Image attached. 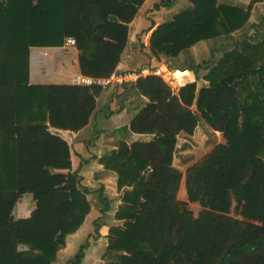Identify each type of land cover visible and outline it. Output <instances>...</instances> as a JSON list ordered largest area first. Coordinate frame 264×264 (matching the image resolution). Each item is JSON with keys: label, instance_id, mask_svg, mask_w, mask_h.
Here are the masks:
<instances>
[{"label": "trees", "instance_id": "16d2710c", "mask_svg": "<svg viewBox=\"0 0 264 264\" xmlns=\"http://www.w3.org/2000/svg\"><path fill=\"white\" fill-rule=\"evenodd\" d=\"M147 1L0 0V264H55L92 204L63 134L88 125L104 90L31 84L30 50L59 49L73 38L80 74L109 78ZM184 4L147 44L138 40L149 65L172 62L195 80L177 93L160 76L129 82L146 102L126 131L151 138L120 140L97 159L115 179L119 204L118 225L108 228L95 264H264V0ZM254 7L262 14L249 24ZM201 42L211 49L196 64L192 48ZM199 120L224 143L182 173L174 165L178 138L193 135ZM182 183L185 200L178 199ZM25 196L32 210L15 219ZM99 202L106 212L102 194ZM88 244L66 257L71 264H81Z\"/></svg>", "mask_w": 264, "mask_h": 264}, {"label": "crops", "instance_id": "0c3cea01", "mask_svg": "<svg viewBox=\"0 0 264 264\" xmlns=\"http://www.w3.org/2000/svg\"><path fill=\"white\" fill-rule=\"evenodd\" d=\"M160 1L161 0H148L139 10L134 21L129 25L128 42L121 56L120 63L116 68V73L145 71L160 65V62L155 64V66L149 65L150 63L146 60L147 57L140 49L138 40L140 38V40L145 42L146 37L150 36L152 31L159 24L164 23L172 17L170 16L166 19L165 15H167L169 11L160 15L164 8H160L159 10L153 9L154 5L158 4ZM178 3L180 5L183 4L182 6L179 5V8L184 9V0H178ZM251 23L252 21L250 20L249 24ZM144 31H148V33L144 37H139ZM201 43L204 44L200 45L199 43L192 48V56L196 64L207 60V42ZM200 51L204 54H201ZM167 64L169 70L173 72V78L177 80L176 82L174 81L176 86L171 87L174 93H177L180 87L195 80L193 71L181 72L175 69L172 62H167ZM78 73L80 72L76 48L63 46L59 49L33 48L30 50L29 80L31 84H71L72 78ZM131 86L132 83H124L123 85L110 86L105 89L97 100L95 111L90 117L88 125L78 133L63 134V136L66 135V137H64L66 140L68 136L72 138L74 147L68 142L71 147V160L73 169L78 172L79 176L88 180L94 177L93 174L96 173L98 178L103 179V186L101 185V193H99L106 199L104 204L108 207L106 212L101 213L100 210L103 205L99 202V196L97 200L90 198L91 201H93L90 214L80 231L73 235L75 237L70 236V238H74L73 240H79L80 236H82L81 234H87L84 241L89 244L88 249L84 252L82 264L98 261L103 250V248H101L104 244L102 238H104L107 232L104 235L98 233V236H94L93 238L92 236L95 230L94 223L97 222L99 228L104 229L105 226L118 225L113 219L114 211L119 204V198L115 188V179L112 173L104 171L102 167L97 164V159L103 155V151L108 153L115 150L117 143L122 137L127 139L126 141L128 143L133 141H148L151 138V136L137 135L126 131L128 121L146 102V99L136 97ZM204 126L206 128L208 127L206 124ZM107 137H112V140ZM220 143H224V141ZM75 163H77V167ZM109 177L112 180H109ZM106 179L107 181L109 180L108 184L104 182ZM89 190L90 189H88V191ZM22 203L21 200L15 207V219L29 216L26 215L27 208L29 207L28 201L23 203L25 205ZM99 222L103 224H99ZM112 222H114V224H112ZM68 242L67 239L66 247ZM98 243L102 245L97 249ZM66 247L61 252V258H64L63 256L73 257L77 253L80 245H77L75 250L71 249L70 246L68 248ZM70 249L72 251H70ZM66 252L68 255H66Z\"/></svg>", "mask_w": 264, "mask_h": 264}, {"label": "rangeland", "instance_id": "374dc122", "mask_svg": "<svg viewBox=\"0 0 264 264\" xmlns=\"http://www.w3.org/2000/svg\"><path fill=\"white\" fill-rule=\"evenodd\" d=\"M222 1L225 2V3H228V4H234V5H239V6H244V5L248 4V2H249V0H222ZM179 5L180 4L178 3V0H172V3L170 4V6L165 7L163 12L160 13V15H163L164 13L169 11V13L167 15H165V17L167 19L170 16H173L174 14L179 13L180 10H181L179 8ZM182 5H180V6H182ZM184 8H185V6H184ZM171 10H173V11H171ZM171 12H173V13H171ZM261 14H262V8L254 7L253 13H252V18H251L252 23L253 22L256 23L260 19ZM253 30H254L253 28L251 29L250 27H247V31L246 32H248L247 34L249 35V33H252ZM148 39H149V36H147L146 39H145L146 40L145 41L146 44L148 43ZM202 44H204V43H200V45H202ZM210 49H211L210 46L207 44V52ZM201 54H204V53L201 52ZM219 56L220 55H218V57ZM199 64H201V63H199ZM201 75H203V72H201L199 74V77H201ZM198 85L200 87L202 85V81H199ZM192 109H194V107H192ZM204 125H205V122L203 120H199L198 128L195 129L193 135L188 136V135L181 134L179 136L178 143H177V151H176L175 159H174V165L182 173L186 170L187 167H189L190 165H192L193 163L198 161L207 152H209L214 146H216L218 143L224 141V139L221 138L222 135L220 133L213 132L208 127L206 128ZM63 137H66V135L63 136ZM107 138L112 140V137H107ZM121 140H125L126 141L127 139H124L122 137ZM67 141L71 144V146L74 147V144L72 142L71 136L67 137ZM104 153H105V151H103V154ZM81 164H82V162H81ZM75 166L77 167V163H75ZM93 175H94V177L89 178L88 180L83 179V178L80 177L81 178L80 181L87 189H90L89 190L90 191L89 199L90 198H94V200H97L98 196H99L98 194L101 193L100 187H101V185L103 186V179L98 178V175L96 173H94ZM109 180H112V179L109 177ZM109 180L107 181V179H106L104 182H106L108 184ZM88 182H89V184H88ZM91 191H93V192H91ZM178 199H180V200H185L186 199L185 187H184L183 183H182L181 188H180V190L178 192ZM21 200H22L23 203H26L28 201L29 207L27 208L26 215H29L30 214L29 213L30 210H32L31 198L29 196H25ZM91 202H93V201H91ZM23 205H25V204H23ZM189 208L194 212V214H197L199 209H200L197 204H190ZM95 224H98V223L95 222ZM99 224H103V223L99 222ZM112 224H114V222H112ZM109 227L105 226V229H104V228H99V226H98L97 231H98V233L100 235L101 234L104 235L107 232ZM81 235L82 236H80L79 240H73L74 238H70L69 237L68 238L69 242H68V245H67L66 248H68L70 246L71 249L75 250L77 245L81 246L85 242L84 238L87 236V234H81ZM94 236H96V235L93 234L92 237L94 238ZM73 237H75V236H73ZM102 240H104V238H102ZM100 246H101V244L98 243L97 244V248L100 247ZM71 249H70V251H72ZM87 249H88V247L85 248V250H87ZM85 250H84V252H85ZM84 252H83V255H84ZM66 255H68L67 252H66ZM70 257H72V256H70ZM79 262L82 264L83 257H81L79 259ZM95 263H98V261H95L93 263L90 262V263H86V264H95ZM55 264H71V263L69 262L68 258H66V256H65V258H61L60 257V259H58V261Z\"/></svg>", "mask_w": 264, "mask_h": 264}, {"label": "built area", "instance_id": "2783aa9c", "mask_svg": "<svg viewBox=\"0 0 264 264\" xmlns=\"http://www.w3.org/2000/svg\"><path fill=\"white\" fill-rule=\"evenodd\" d=\"M64 46L68 48H74L75 40L73 38L65 39ZM160 67H162L163 69ZM145 75L160 76L171 87L176 86V84H174V81L176 82L177 80L173 78V72L169 70L168 64L165 60H162L160 62V65L153 69L129 73H115L109 78H92L78 73L72 78L71 84L74 86H97L105 90L110 86L123 85L124 83L134 82L139 77Z\"/></svg>", "mask_w": 264, "mask_h": 264}]
</instances>
